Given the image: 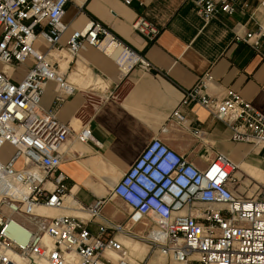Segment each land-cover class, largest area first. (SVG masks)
Segmentation results:
<instances>
[{
	"label": "built area",
	"instance_id": "1",
	"mask_svg": "<svg viewBox=\"0 0 264 264\" xmlns=\"http://www.w3.org/2000/svg\"><path fill=\"white\" fill-rule=\"evenodd\" d=\"M191 1L207 23L246 8L250 0ZM66 2L0 0V149L11 147L5 159L0 156V264H144L131 261L120 237L182 264H264V174L250 194L238 193V166L226 155L216 153L198 167L156 137L110 189L132 213L147 219L142 231L123 222L99 223L89 231L85 221L98 215L99 199L79 207L84 216L44 212L62 206L67 192L65 174L58 168L61 145L69 134L80 141L90 136L87 127L72 130L56 117L73 91L51 61L65 30L61 16ZM131 27L147 40L159 30L140 15ZM233 34L264 59V27L244 30L237 23ZM86 44L113 57L119 72L133 66L157 72L96 19L69 33L65 51L74 56ZM19 67L20 76L15 75ZM210 77L201 74L182 88L172 117L182 119V105L199 103L230 127L232 140L258 146L264 157V112L230 86L209 94L204 84ZM48 80L54 82V96L43 108L39 96Z\"/></svg>",
	"mask_w": 264,
	"mask_h": 264
},
{
	"label": "crops",
	"instance_id": "2",
	"mask_svg": "<svg viewBox=\"0 0 264 264\" xmlns=\"http://www.w3.org/2000/svg\"><path fill=\"white\" fill-rule=\"evenodd\" d=\"M260 1L250 0L246 8L237 7L231 14L222 13L204 23L191 0H130L128 4L122 0H67L61 16L65 30L51 61L72 83L73 91L58 106L56 117L72 130L87 127L90 136L80 141L69 134L61 145L58 168L65 174L67 192L62 206L44 212L84 216L79 207L99 199L98 215L85 221L89 231H95L99 223L124 222L130 209L110 189L152 137L198 167H204L216 153L226 155L238 166L236 191L250 194L264 174L261 149L232 140L230 127L199 103L182 105V119L171 114L182 88L192 86L204 73L211 76L204 84L209 94L230 86L264 112V59L233 36L237 23L244 24V30L264 27ZM137 15L159 29L153 39L133 31L131 23ZM90 18L107 26L157 72L137 66L119 72L113 57L87 44L76 55H68L67 36ZM39 48L45 49L43 44ZM53 96L54 82L48 80L39 96L40 106H50ZM4 151L10 152L11 147L4 144L0 153ZM132 223L134 230L143 229ZM120 239L130 247L134 263L163 264L162 256L152 253L147 262V247L145 251L139 242Z\"/></svg>",
	"mask_w": 264,
	"mask_h": 264
},
{
	"label": "rangeland",
	"instance_id": "3",
	"mask_svg": "<svg viewBox=\"0 0 264 264\" xmlns=\"http://www.w3.org/2000/svg\"><path fill=\"white\" fill-rule=\"evenodd\" d=\"M52 52H54V51H52ZM64 53V52H63ZM65 54V53H64ZM66 55V54H65ZM23 73V71L21 70V68L19 67V68H17L16 69V71H15V75H17L18 74V76H20L21 74ZM8 153L9 152H6V151H4V152H1L0 153V155L1 156H6V155H8ZM253 186V183H251L250 185H249V187H247V191H249V189L251 188ZM246 191V192H247ZM130 220V222L131 223H129V224H127V226H130L132 229H133V223L132 222H134V224H135V222H136V224H139L138 225V227H142V228H144L145 226H144V224H143V222H147V219L145 218V219H140V217H138L137 216V214H135V213H132L131 211H130V214L128 215V217L125 219V221L123 222L124 223V225H126V221H129ZM136 231H142V229H140V230H136ZM138 242V241H137ZM139 245H142V246H144V248H145V251H146V245H144L143 243H138ZM144 251V252H145ZM152 254H155V257L156 256H158V257H160L161 255H159L157 252H153ZM151 255L149 254L148 255V257H147V261L149 260V257H150ZM162 258H163V264H182V263H178V262H175V261H171V260H169V259H167V258H165V257H163L162 256Z\"/></svg>",
	"mask_w": 264,
	"mask_h": 264
},
{
	"label": "bare ground",
	"instance_id": "4",
	"mask_svg": "<svg viewBox=\"0 0 264 264\" xmlns=\"http://www.w3.org/2000/svg\"><path fill=\"white\" fill-rule=\"evenodd\" d=\"M53 53L54 52H52V55H53ZM132 241H134V240H132ZM135 242H137V241H135ZM139 243H141V242H139ZM124 244V243H123ZM127 248H129L128 250L130 251V252H132L131 250H130V247L128 246V245H126V244H124ZM148 262V261H147Z\"/></svg>",
	"mask_w": 264,
	"mask_h": 264
}]
</instances>
